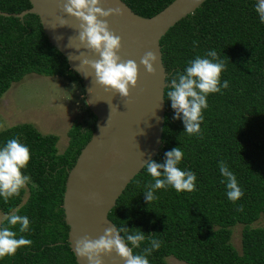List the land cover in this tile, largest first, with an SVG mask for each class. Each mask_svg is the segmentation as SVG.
<instances>
[{
    "label": "trees",
    "instance_id": "obj_1",
    "mask_svg": "<svg viewBox=\"0 0 264 264\" xmlns=\"http://www.w3.org/2000/svg\"><path fill=\"white\" fill-rule=\"evenodd\" d=\"M136 14L150 18L174 0H123ZM253 0H207L195 13L180 21L161 40L167 82L182 73L188 61L215 50L225 62L221 84L229 87L207 97L199 135L185 133L182 118L175 119L167 99L163 145L154 159L163 163L165 153L180 147L179 165L197 177L192 192H177L171 186L158 190L150 204L145 185L152 180L143 169L128 185L110 212V220L129 230L140 229L162 241L148 256L149 264H168L174 257L187 264H264V226L252 225L264 218V23ZM32 8L29 0H0V10L21 13ZM29 74L58 76L83 85L65 56L49 41L39 16H0V99L14 83ZM167 91V89H166ZM165 91V92H166ZM76 122L68 132L63 154L59 137L44 136L30 124L0 131V146L12 138L30 150L23 173L30 182L19 195L7 201L0 197V212L15 210L30 221L28 232L11 230L17 238L30 239V247L0 259V264H78L69 246L70 227L65 221L64 194L69 171L91 140L96 116ZM224 160L243 191L233 203L227 197L218 162ZM28 193L25 201V196ZM243 206V211L237 209ZM244 225L242 253L232 244L233 228ZM0 227H10L4 219ZM131 247V245H129ZM148 241L134 248L139 254Z\"/></svg>",
    "mask_w": 264,
    "mask_h": 264
},
{
    "label": "water",
    "instance_id": "obj_2",
    "mask_svg": "<svg viewBox=\"0 0 264 264\" xmlns=\"http://www.w3.org/2000/svg\"><path fill=\"white\" fill-rule=\"evenodd\" d=\"M29 1L32 8L21 13L0 10V16L22 20L29 14L39 16L49 41L81 77L87 103L97 118L91 140L69 171L63 201L65 221L70 227L69 246L77 263L87 264L74 252L76 240L84 235L98 238L105 228L116 226L109 218L110 212L128 185L144 169V164L161 153L167 113L164 92L168 78L161 40L170 29L195 13L207 0H174L150 18L136 14L123 0H106L105 7L118 4L123 9L122 16L108 20L111 30L122 38L118 53L121 58L133 59L140 65V58L147 51L157 55L155 75L147 74L143 66H140L137 86L130 89L127 99L105 91L92 83V77L85 78L76 71L79 61H70L68 56L70 53H78L66 45L71 36L72 45L78 44L75 31L78 22L65 16L70 27L58 26L57 17L64 15L60 10V0ZM87 55L90 59L98 58L91 53ZM103 259L104 264H125L115 253Z\"/></svg>",
    "mask_w": 264,
    "mask_h": 264
},
{
    "label": "clouds",
    "instance_id": "obj_3",
    "mask_svg": "<svg viewBox=\"0 0 264 264\" xmlns=\"http://www.w3.org/2000/svg\"><path fill=\"white\" fill-rule=\"evenodd\" d=\"M106 0H60V10L64 15L57 17L59 27H70L65 16L78 22L75 29L78 44L72 45L73 37L68 38L66 47L75 49L78 55L69 54L70 61H79L76 71L85 78L92 77V83L105 91L118 94L127 99L130 89L137 86L139 67L143 66L147 74L155 75L154 65L157 55L147 51L140 58V65L135 60H123L118 54L122 46V38L113 32L108 23L109 18L123 15L118 4L105 7ZM255 12L261 23H264V0H257ZM56 28V27H55ZM52 28V29H55ZM57 39H61L58 37ZM83 49V51H82ZM87 53L94 54L97 59L88 58ZM85 69L89 71H85ZM225 71V62L215 50H209L204 57L196 56L188 61L182 73H176L167 82L164 96L171 101L175 119H181L188 135H199L203 123V110L208 107L207 97L227 89V80L221 84V75ZM111 111L112 108L109 105ZM163 163L150 160L144 169L152 180L145 185L144 197L147 203L158 199L155 193L169 186L177 192H192L196 189V175L191 170H182L179 165L184 157L180 147L165 153ZM29 148L19 138L7 140L0 146V197L5 201L19 195L29 182L30 177L23 170L30 162ZM223 183L227 189V197L235 203L243 196L237 178L224 160L218 162ZM237 211H243L240 206ZM10 227H0V259L15 255L22 247H30L32 241L23 236L17 238L13 230L19 225V232L29 231L30 221L27 216L18 215L15 210L4 217ZM148 241V246L141 253L134 254V248ZM162 241L146 236L140 229L129 230L124 224L120 227L105 228L98 238L84 235L75 242L74 252L87 264H104V257L115 253L125 264H149L148 256L160 249ZM131 245V247H129Z\"/></svg>",
    "mask_w": 264,
    "mask_h": 264
},
{
    "label": "rangeland",
    "instance_id": "obj_4",
    "mask_svg": "<svg viewBox=\"0 0 264 264\" xmlns=\"http://www.w3.org/2000/svg\"><path fill=\"white\" fill-rule=\"evenodd\" d=\"M85 87L70 83L58 76L29 74L14 83L0 99V131L6 128L30 124L44 136L59 137L57 148L63 154L68 147V132L76 122L90 119ZM26 187V186H25ZM27 189V187H26ZM28 193L25 196L27 199ZM5 215L0 212V223ZM264 226V218L252 225ZM244 225L233 228L232 244L242 253ZM168 264H187L174 257L166 259Z\"/></svg>",
    "mask_w": 264,
    "mask_h": 264
}]
</instances>
